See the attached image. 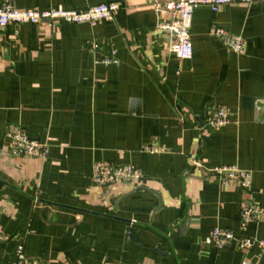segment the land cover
Here are the masks:
<instances>
[{
  "label": "crops",
  "instance_id": "crops-1",
  "mask_svg": "<svg viewBox=\"0 0 264 264\" xmlns=\"http://www.w3.org/2000/svg\"><path fill=\"white\" fill-rule=\"evenodd\" d=\"M111 1L122 4L112 21L0 28V264H15L19 246L40 264H264L258 247L210 240L216 227L264 237V219L240 220L244 200L264 206V0L197 7L186 60L171 51L161 28L170 15L155 0L15 5ZM217 26L242 36L246 52L228 50L211 34ZM217 106L232 122L212 128ZM12 127L46 156L14 155ZM98 161L144 176L100 187ZM225 165L251 172L249 192L214 173Z\"/></svg>",
  "mask_w": 264,
  "mask_h": 264
},
{
  "label": "built area",
  "instance_id": "built-area-1",
  "mask_svg": "<svg viewBox=\"0 0 264 264\" xmlns=\"http://www.w3.org/2000/svg\"><path fill=\"white\" fill-rule=\"evenodd\" d=\"M234 0H155L154 7L157 12L168 13L170 20L161 25V28L172 33L170 42L171 51L181 60L193 57V45L191 41V28L193 17L197 7L209 6L217 12L224 5L231 4ZM253 2L260 0H244ZM122 4L118 1L101 3L86 10H66L63 8H51L47 10H23L15 5V0H0V28L11 24L35 23L42 24L46 21L50 24L57 20L68 23L96 24L100 21H112L121 10ZM211 34L218 39L228 50L237 54L246 52V41L240 35L230 33L221 27H213ZM109 61H112L111 59ZM232 122L231 111L227 106H217L207 117V126L221 128ZM12 138V152L20 157L39 156L45 157L46 145L29 138L27 133L19 127L9 129ZM149 150L158 151V146H149ZM227 184L235 185L245 192L252 187V174L234 165H225L214 169ZM143 173L132 165L119 166L108 161H98L94 165V182L100 187H106L116 183L132 182L143 178ZM264 219V206L252 199L241 203L240 220L243 225H248L257 220ZM6 236L0 233V240H6ZM214 247L223 248L229 244H235L239 250H249L258 247L264 252V237L241 236L233 231L216 227L210 235ZM15 264H40L35 258L27 257L23 247L17 249ZM243 264H249L244 262Z\"/></svg>",
  "mask_w": 264,
  "mask_h": 264
}]
</instances>
